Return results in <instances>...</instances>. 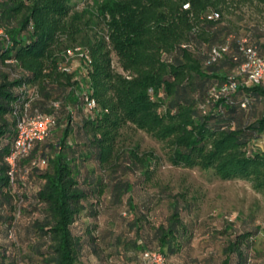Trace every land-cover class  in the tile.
<instances>
[{"label":"trees","instance_id":"obj_1","mask_svg":"<svg viewBox=\"0 0 264 264\" xmlns=\"http://www.w3.org/2000/svg\"><path fill=\"white\" fill-rule=\"evenodd\" d=\"M68 3L50 0L43 5L35 0L17 20L21 4L0 0V225L6 227L5 236L16 233L13 202L20 205L30 198L34 201L31 210L37 213L23 226L19 238L24 246L19 253L22 264H78L84 253L98 255L90 230L82 232L83 224H75L81 216H97L92 200L98 202L103 188L109 186L112 204L131 190L116 175L119 157L106 168L114 174L111 179L105 182L100 173L125 123L158 139L176 136L170 158L175 166L213 169L222 180H249L264 188V152L247 155L246 150L264 135V85L248 84L237 74L245 61L243 48L264 55L259 35L252 33L245 43L238 38L228 40L229 28L206 20V15L201 28L210 35L207 42H201L191 29L187 32L195 60L186 46H174L179 40L177 19L149 18L138 5L101 0L96 2L99 12L111 18L109 44L130 78L112 72L109 52L100 44L89 50L87 70L80 80L47 82L36 91L39 68L33 64L44 57L55 29L68 13ZM223 46L226 51L212 61L211 51ZM171 50V63L162 62L160 54ZM86 95L95 102L89 111ZM162 105L165 109L160 114ZM25 109L29 116H52L53 123L47 135L16 160L11 173L7 158L14 151L17 123ZM74 113L80 116L78 120ZM169 208L166 222L155 229L157 252L163 257L179 254L192 238L191 223L181 218L187 207L174 200ZM255 232L235 235L223 250L221 264H250L248 242ZM134 247L141 254L150 251L145 244L134 243ZM0 248V264L19 263L6 255L7 246Z\"/></svg>","mask_w":264,"mask_h":264},{"label":"rangeland","instance_id":"obj_2","mask_svg":"<svg viewBox=\"0 0 264 264\" xmlns=\"http://www.w3.org/2000/svg\"><path fill=\"white\" fill-rule=\"evenodd\" d=\"M16 1L21 4L16 16L19 20L27 13L29 7L33 6L35 0ZM39 1L44 5L50 0ZM100 1L69 0L68 13L55 29L44 57L33 64L35 68H39L38 80L34 84L36 91L47 82L64 83L67 78L71 82L80 80L87 70L85 56L89 55L91 47L100 44H104L103 49L109 52L112 72L130 78L109 44L111 18L99 12L96 2ZM119 2L131 7L138 5L145 8L149 18L164 17L166 21L177 19L176 33L179 40L174 46H186L187 54L195 60L196 51L188 34L194 33L201 42H207L210 35L202 30L201 25L205 24L204 17L210 12L219 15L216 23L229 28L228 40L238 38L246 41L255 33L264 42V0ZM186 5L188 7H185ZM52 21L50 19L49 22ZM169 52L160 54V60L166 64L171 63V55L174 53L172 50ZM83 85L84 81L80 86ZM165 102L167 104L168 100ZM164 109L165 105H162L158 112L161 114ZM79 118L80 116H75V120ZM175 137L158 139L152 133L131 123H125L120 128L109 162L100 173L105 182L111 179L114 174L106 168L114 165L116 157H119L121 167L117 169L116 175L129 184L131 190L122 195L119 203L112 204L109 186L103 188L98 202L92 200L97 216H81L78 219L75 226L83 224L82 232L88 228L98 248V255L89 256L84 253L78 264H142L141 251L134 247V243L136 246L145 244L148 250L157 252L155 229L166 222L170 214L169 203L174 200L178 201L179 206L187 207L186 211L181 213V218L191 223L192 238L179 254L164 257L163 264H221L225 258V246L243 231H256L248 242L250 264H264V188L256 187L249 180H222L213 169L173 165L170 162L173 154L171 141ZM246 150L247 155L256 151L264 152V135L250 142ZM130 153L136 156V160ZM96 174H99V169ZM24 179L27 177L24 176ZM34 189L36 187H33ZM13 204L16 205V233L7 237L3 232L6 227L0 225V245L7 246L6 255L11 254L22 264L19 261V253L20 248L24 246L20 244L19 238L23 237V226L36 218L37 213L31 210L34 201L30 198L23 199L20 205L18 202ZM77 227L75 232H78ZM84 248L85 251L86 247ZM24 251L25 249L21 253L24 254ZM113 251L115 254H111Z\"/></svg>","mask_w":264,"mask_h":264},{"label":"built area","instance_id":"obj_3","mask_svg":"<svg viewBox=\"0 0 264 264\" xmlns=\"http://www.w3.org/2000/svg\"><path fill=\"white\" fill-rule=\"evenodd\" d=\"M185 7H188L187 5ZM219 18L216 12H210L206 16V20L215 21ZM245 43V40L241 41ZM226 51V47L214 48L211 51L210 59L215 61L220 58L221 53ZM245 61L240 65L238 69V76L244 77L248 84L252 85H264V55L259 56L252 48L242 49ZM86 57V62H89V56ZM231 89L235 88L234 84L230 85ZM86 108L92 110L95 107V102L87 95L84 96ZM53 123L52 116L42 115L35 113L29 116L26 109L21 120L17 123V137L14 142V151L7 162L11 166V173L15 169V162L17 159L25 157L32 148L33 143L36 140L43 139L49 130L50 125ZM10 173V174H11ZM141 260L144 264H163L164 257L158 252L145 251L141 254Z\"/></svg>","mask_w":264,"mask_h":264}]
</instances>
